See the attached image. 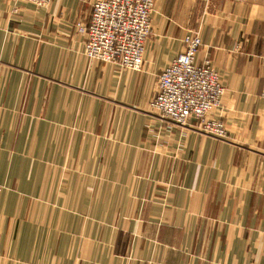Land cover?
<instances>
[{
  "label": "crops",
  "instance_id": "obj_1",
  "mask_svg": "<svg viewBox=\"0 0 264 264\" xmlns=\"http://www.w3.org/2000/svg\"><path fill=\"white\" fill-rule=\"evenodd\" d=\"M94 0H0V264H264V0H154L140 71L88 60ZM197 33L226 137L161 119Z\"/></svg>",
  "mask_w": 264,
  "mask_h": 264
},
{
  "label": "built area",
  "instance_id": "obj_2",
  "mask_svg": "<svg viewBox=\"0 0 264 264\" xmlns=\"http://www.w3.org/2000/svg\"><path fill=\"white\" fill-rule=\"evenodd\" d=\"M38 8L52 0H14ZM154 0H94L88 21L75 24L84 37L83 54L90 61L140 71L145 43L152 34ZM202 46L197 33L182 39V51L157 77L150 110L173 125L210 137L225 138V125L214 115L224 95L223 79L209 60L196 56Z\"/></svg>",
  "mask_w": 264,
  "mask_h": 264
},
{
  "label": "rangeland",
  "instance_id": "obj_3",
  "mask_svg": "<svg viewBox=\"0 0 264 264\" xmlns=\"http://www.w3.org/2000/svg\"><path fill=\"white\" fill-rule=\"evenodd\" d=\"M151 24H152V22H151Z\"/></svg>",
  "mask_w": 264,
  "mask_h": 264
}]
</instances>
